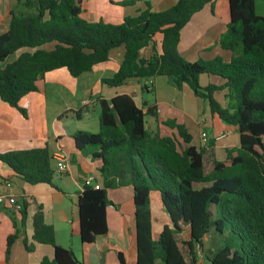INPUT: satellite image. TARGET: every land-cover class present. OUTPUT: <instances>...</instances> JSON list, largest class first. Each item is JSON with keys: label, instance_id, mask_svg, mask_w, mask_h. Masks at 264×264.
Returning <instances> with one entry per match:
<instances>
[{"label": "trees", "instance_id": "trees-1", "mask_svg": "<svg viewBox=\"0 0 264 264\" xmlns=\"http://www.w3.org/2000/svg\"><path fill=\"white\" fill-rule=\"evenodd\" d=\"M144 1L147 8L128 16L121 24L92 23L81 14L83 0H18L24 10L8 14L9 27L0 33V99L22 116H28L26 96L38 90L46 73L66 68L78 77L108 60L110 51L125 47L124 59L116 73L103 80L112 87L126 80H153L166 76L177 89L188 85L195 96L209 105L212 114L234 126L240 146L227 149L225 160L212 153L215 141L198 149L184 124L165 121L177 136H163L146 126V117L157 119L158 109L136 105L128 95L100 100V129L97 133L77 132L76 146L96 148L101 158L102 187L84 186L78 195L80 240L95 242L108 232V191L131 185L134 190L137 260L135 264H197L199 251L211 264H264V16L255 10V0H227L230 21L220 37L223 49L232 53L229 62H191L179 52L181 31L192 16L212 0H178L160 12L151 10L149 0H128L122 5ZM161 35L158 49L154 38ZM54 43L50 50L41 48ZM152 43L148 59L140 51ZM30 48L16 59L9 58ZM202 74L217 75L220 85L200 84ZM143 90H149L148 84ZM153 92V90H151ZM224 92V103L215 98ZM179 138V140H178ZM181 140V141H180ZM210 162V166H209ZM11 170L0 177H12L35 184H53L55 169L47 143L38 148L0 152V167ZM157 192L169 222L158 238L152 233L151 193ZM21 224H25L30 203L21 199ZM33 235L24 239L28 253L37 244L50 245L53 259L41 264H82L71 248L57 244L54 226L45 222L43 207L32 217ZM189 229V239L180 235ZM7 236L8 264L21 229ZM214 232V245L206 247L205 237ZM239 239L232 243L226 237ZM218 238L222 242L218 241ZM222 243L223 245H218ZM216 245V246H215ZM217 247V248H215ZM120 264H127L122 252Z\"/></svg>", "mask_w": 264, "mask_h": 264}, {"label": "crops", "instance_id": "crops-1", "mask_svg": "<svg viewBox=\"0 0 264 264\" xmlns=\"http://www.w3.org/2000/svg\"><path fill=\"white\" fill-rule=\"evenodd\" d=\"M123 1L128 0H83L81 16L92 23L121 24L126 17L134 16L147 8L144 1L133 5L120 4ZM149 1L151 10L160 12L174 6L178 0ZM13 9L22 11L24 6L18 0H0V33L7 31L8 14ZM255 10L258 15L264 16V5H259L257 0ZM230 17L227 0H212L195 13L182 29L180 54L191 62L217 57L229 62L232 53L221 47L220 37L227 29ZM161 39L159 34L154 38L158 49ZM53 47L54 43H48L41 48L50 50ZM33 51L35 49H22L12 55L9 61L23 52ZM151 53L152 43L140 51V57L148 59ZM124 56L125 47H116L110 51L106 62L78 77L71 76L66 68L46 73L37 83L38 90L25 98L29 104L27 117L0 99V152L33 149L47 143L52 157L62 153L68 163L67 172L55 174L52 185H32L14 176L8 186L0 177V195L11 194L20 200L25 198L30 203L24 225L21 224L20 213L0 205V263L5 257L7 236L15 231L14 221L21 229V236L13 245L8 264H41L44 257L53 259L54 249L50 245L37 244L33 253H28L24 246V239L32 238V217L41 205L45 222L55 228L57 244L71 248L82 264H120L119 252L123 253L127 264H135L137 243L134 190L131 185L108 191L110 204L107 207V234L98 236L91 244H83L80 240L78 195L89 176H94L102 185L100 169L103 161L93 156L96 148L92 146L78 149L74 135L77 132H99L101 99L110 101L116 96L128 95L144 110L155 105L158 109L157 119L146 117V126L150 131L159 132L163 136H177V131L164 125V122L173 120L184 124L192 136L191 144L196 148H204L212 140L215 141L212 153L218 160H225L227 149L240 146L237 129L212 114L208 103L195 96L186 84L179 90L166 76H158L150 81L132 78L114 87L105 84L103 80L116 73ZM223 82L217 75L200 76L203 87ZM145 84L149 87L147 91L143 90ZM215 98L224 103V92H216ZM85 101H90V104L85 106ZM203 133L207 135L206 143L203 141ZM222 133H227V136L219 138ZM53 165L55 166L54 159ZM0 170L11 171L6 165H2ZM151 213L152 233L154 238H158L169 218L157 192L151 193ZM188 239L189 232L183 241ZM197 264H205V261L199 257Z\"/></svg>", "mask_w": 264, "mask_h": 264}, {"label": "built area", "instance_id": "built-area-1", "mask_svg": "<svg viewBox=\"0 0 264 264\" xmlns=\"http://www.w3.org/2000/svg\"><path fill=\"white\" fill-rule=\"evenodd\" d=\"M85 106L90 104V101H85ZM227 136V133H222L219 138ZM203 141L206 143L207 135L206 133L202 134ZM53 159L55 161V174L62 175L67 172L68 163L66 161V157L62 155V153H57L53 156ZM8 186H10V183H6ZM84 186H93L95 189H100L102 185L96 181V178L94 176H89L84 182ZM0 205H3L9 209H12L13 211L20 213V211L23 208L22 202L20 199H18L16 196L11 194H3L0 195Z\"/></svg>", "mask_w": 264, "mask_h": 264}, {"label": "rangeland", "instance_id": "rangeland-1", "mask_svg": "<svg viewBox=\"0 0 264 264\" xmlns=\"http://www.w3.org/2000/svg\"><path fill=\"white\" fill-rule=\"evenodd\" d=\"M257 2L259 3V5H260L261 3L264 5V0H257ZM258 8H259V7H258ZM258 10H259V12H261V11H260V10H261L260 8H259ZM147 119H148V118H147ZM184 231H185V232L181 233V235H180V238H181V243H180V245H181V247H182L183 253H184L185 256L188 258V252H187L186 247L182 244V240H184V239L187 238L189 230H188L187 227H185ZM213 235H214V232L211 233V234H209V235H207V236L205 237L206 247H211L212 245H214V242H213ZM226 238H227V240L231 241L232 243L239 244V239H235L233 236H231V237L229 236V237H226ZM221 239H223V238H220V240H219V238H218V241H219V242H222ZM66 244H67V243H66ZM221 245H223V244L220 243V244L218 245V247L221 246ZM215 246H216V245H215ZM215 248H217V247H215ZM199 257H200L203 261H205V264H211L210 262H208V261L205 260V258H204V256H203V253H202L201 251H199Z\"/></svg>", "mask_w": 264, "mask_h": 264}]
</instances>
